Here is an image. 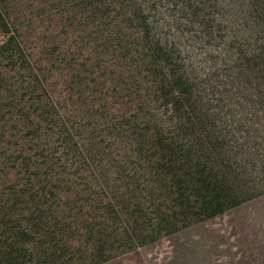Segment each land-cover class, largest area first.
Segmentation results:
<instances>
[{"label": "trees", "instance_id": "obj_1", "mask_svg": "<svg viewBox=\"0 0 264 264\" xmlns=\"http://www.w3.org/2000/svg\"><path fill=\"white\" fill-rule=\"evenodd\" d=\"M160 1L0 0V264H108L264 196V0H167L228 28L202 68Z\"/></svg>", "mask_w": 264, "mask_h": 264}, {"label": "rangeland", "instance_id": "obj_2", "mask_svg": "<svg viewBox=\"0 0 264 264\" xmlns=\"http://www.w3.org/2000/svg\"><path fill=\"white\" fill-rule=\"evenodd\" d=\"M169 2L170 1L163 0L157 3L158 7L156 9L157 13L155 15V21L159 22V24L165 25L161 30H164L167 34L169 41L175 43V50L177 49L178 52L176 54H181V58L190 60L201 68L205 67V63L209 59V56L223 54L225 46L223 38L228 35V28H226V26L222 25L224 28H221L220 26V28L214 29L212 37L209 40L205 39L202 35V27L197 22L193 24L188 23L190 17H187L189 20L188 22H185L187 18L184 17V14L181 15L179 8L173 9L172 6L169 5ZM226 4L219 5L210 13L215 21L220 20V18H223L224 21L234 20L231 18L229 19L226 15L228 10ZM30 25H34V23L30 22ZM221 29L222 31H220ZM38 35L42 39V28L39 30ZM40 58H42V54H40ZM207 66H209L208 63L206 67ZM224 221L229 222L230 226L236 228L234 232H238V227H250V233H257L258 229H256V227L264 226V196L229 210V212H226L224 215L191 226V229L183 230L170 237L163 238L155 244L143 247L133 253L127 254L128 256H124L133 261H139L141 259L152 257L164 258L165 255L170 254V257L173 256V258L181 260L183 258V244L190 243L192 246L197 244L198 238H204V231L201 230L202 228L204 229L215 225L222 226ZM254 236L255 238H259L258 234H254ZM236 237L239 238L241 235H237ZM248 242H246V244H249ZM254 242L257 244L255 239ZM193 248L196 249L197 246L195 245ZM189 253L193 256L192 258H195L193 262L198 260V254L193 251H189ZM116 262L117 261H114L111 264H117Z\"/></svg>", "mask_w": 264, "mask_h": 264}, {"label": "crops", "instance_id": "obj_3", "mask_svg": "<svg viewBox=\"0 0 264 264\" xmlns=\"http://www.w3.org/2000/svg\"><path fill=\"white\" fill-rule=\"evenodd\" d=\"M188 229L191 228L184 229V231ZM235 229L227 221H224L222 226L215 225L202 228L204 238H198V243L193 246L190 243L183 244V258L181 260L173 258V256L170 257V254L165 255L164 258L152 257L139 261H133L123 256L124 258L113 260L108 264L114 261H117V264H264V226L256 227L257 233H250V227H238V232H234ZM254 234H258L259 238H255ZM237 235H241V237L238 238ZM254 239L257 244H255ZM195 245L197 246L196 249L193 248ZM189 251L198 254V260L193 262L195 258H192L193 256L190 255Z\"/></svg>", "mask_w": 264, "mask_h": 264}]
</instances>
